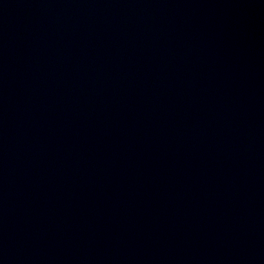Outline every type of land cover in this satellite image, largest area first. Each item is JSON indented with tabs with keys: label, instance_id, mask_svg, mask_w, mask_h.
I'll use <instances>...</instances> for the list:
<instances>
[{
	"label": "water",
	"instance_id": "obj_1",
	"mask_svg": "<svg viewBox=\"0 0 264 264\" xmlns=\"http://www.w3.org/2000/svg\"><path fill=\"white\" fill-rule=\"evenodd\" d=\"M0 264H264V0H0Z\"/></svg>",
	"mask_w": 264,
	"mask_h": 264
}]
</instances>
